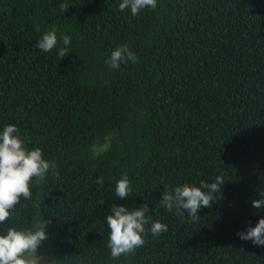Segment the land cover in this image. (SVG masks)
Masks as SVG:
<instances>
[{
  "label": "trees",
  "instance_id": "16d2710c",
  "mask_svg": "<svg viewBox=\"0 0 264 264\" xmlns=\"http://www.w3.org/2000/svg\"><path fill=\"white\" fill-rule=\"evenodd\" d=\"M121 2L0 0V132L15 125L59 172L33 179L0 234L49 220L40 248L59 264H264V246L237 236L264 218L251 203L264 191V0H157L136 16ZM53 29L57 46L42 52ZM125 43L139 62L110 69ZM124 174L132 191L119 199ZM218 176L198 222L154 211L165 188ZM113 203L147 204L167 232L112 259Z\"/></svg>",
  "mask_w": 264,
  "mask_h": 264
},
{
  "label": "clouds",
  "instance_id": "9594fccd",
  "mask_svg": "<svg viewBox=\"0 0 264 264\" xmlns=\"http://www.w3.org/2000/svg\"><path fill=\"white\" fill-rule=\"evenodd\" d=\"M59 8L66 13L70 7L68 3H61ZM149 8L155 11L157 0H122L119 4L121 12L128 9L132 16ZM61 39L64 47L58 49V55L63 58L69 54L67 46L71 43V38L64 35ZM57 43L56 31L53 29L46 32L36 46L47 53L51 52ZM129 61L135 64L139 62V58L125 43L111 52L106 64L110 69L118 70L121 64ZM25 145L26 141L21 138L19 129L15 125L4 126L3 131L0 132V225L10 217L16 216L13 210L20 204L21 198L31 199L30 186L34 178L37 185L45 180L50 171L57 179L59 178L55 161L49 162L44 159L42 149L37 147L29 150ZM95 182L102 184L103 178L100 177ZM223 184V177L218 176L212 183L201 181L199 187L182 184L174 188H165L162 199L158 201V207H155L154 211H158L161 207L167 212L174 210V214L182 219L187 213L190 222H198L201 218L198 215L199 211L204 208L210 209L212 204L217 202L214 194L222 192ZM131 191L129 178L124 174L116 182L115 197L127 199ZM258 194L260 199L251 201L255 209L264 207V191H259ZM148 213L147 204L132 211L126 206L112 204L110 214L105 218L110 230L107 247L110 249L112 259L133 254L135 249L144 246L143 237L149 232L153 237L167 232V225L159 221L152 222V215ZM49 223V220L37 219L30 228H7L3 234H0V264H59L54 258L38 254L39 248L48 239ZM149 224L150 228H146ZM237 236L242 241L250 240L256 246H264V218L259 219L255 227H248L245 232L237 233Z\"/></svg>",
  "mask_w": 264,
  "mask_h": 264
},
{
  "label": "rangeland",
  "instance_id": "374dc122",
  "mask_svg": "<svg viewBox=\"0 0 264 264\" xmlns=\"http://www.w3.org/2000/svg\"><path fill=\"white\" fill-rule=\"evenodd\" d=\"M38 254L47 255V256L52 258V255H51V253H50V251L48 249L39 248Z\"/></svg>",
  "mask_w": 264,
  "mask_h": 264
}]
</instances>
